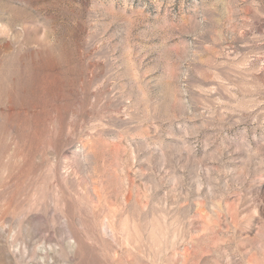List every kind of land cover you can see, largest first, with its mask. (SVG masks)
<instances>
[{"label": "rangeland", "instance_id": "rangeland-1", "mask_svg": "<svg viewBox=\"0 0 264 264\" xmlns=\"http://www.w3.org/2000/svg\"><path fill=\"white\" fill-rule=\"evenodd\" d=\"M0 264H264V0H0Z\"/></svg>", "mask_w": 264, "mask_h": 264}]
</instances>
